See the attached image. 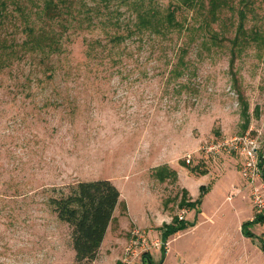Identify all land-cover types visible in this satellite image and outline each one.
I'll use <instances>...</instances> for the list:
<instances>
[{"label":"rangeland","instance_id":"1","mask_svg":"<svg viewBox=\"0 0 264 264\" xmlns=\"http://www.w3.org/2000/svg\"><path fill=\"white\" fill-rule=\"evenodd\" d=\"M86 1L101 8L96 21L134 19V0ZM239 1L213 24L220 40L145 37L100 60L87 58L84 40L111 29L72 26L59 61L75 74L50 77L30 55L0 69V264H79L49 199L93 179L112 180L121 202L97 258L81 264H264V221L249 223L257 195L264 204V0H250L234 48ZM246 138L256 150L247 175ZM163 167L176 176L162 180ZM201 185L200 202L182 207L184 189L193 202ZM179 215L188 227L163 241Z\"/></svg>","mask_w":264,"mask_h":264},{"label":"trees","instance_id":"2","mask_svg":"<svg viewBox=\"0 0 264 264\" xmlns=\"http://www.w3.org/2000/svg\"><path fill=\"white\" fill-rule=\"evenodd\" d=\"M0 0V69L6 67L13 59L31 56L40 64L47 67L50 77L57 69L63 70L64 77H69L80 70L72 66L68 57L60 62L61 56L66 54L65 41L72 26L77 30L83 27L92 28L97 25L101 28L107 26L111 29L105 38L85 39L87 58L103 60L106 50L120 48L128 45L131 40L143 42L145 37L153 39L154 36L170 39L173 33L201 32L211 41L220 40V34L215 31L213 24L221 19L224 9H234V0H170L164 9L154 0H143L131 3L134 19L120 21L108 19L96 21L99 6L92 7L86 0ZM99 3L94 0V4ZM250 0H240L238 8L239 24L237 34L232 39L234 48L241 44V36L246 33L244 23ZM17 12L11 16L10 6ZM97 5V4H96ZM188 11L186 15L184 12ZM179 14L182 16L179 18ZM14 28L11 32L9 27ZM17 31L23 33V38L16 36ZM16 32V34H15ZM106 40V42H105ZM180 47L179 62H184L187 45ZM260 165V164H259ZM261 167V165H260ZM157 169L159 177H175L174 170H168L164 175ZM264 178V170H261ZM200 173V172H199ZM205 174V171L202 172ZM208 186L201 185L200 198L191 202L188 191L184 189L181 206L195 207L205 195ZM120 190L110 179L80 180L68 185L60 194L49 199L57 218L71 228V246L75 252V260L81 264L93 261L105 239L107 230L114 220V213L120 204ZM189 208V209H190ZM186 219L179 216L173 218L172 223L165 224L162 233L163 241L175 232L188 227ZM264 221V210L255 214L249 221ZM253 236L251 232H245ZM261 248L264 252V239L261 238ZM149 254L144 255V261L151 262Z\"/></svg>","mask_w":264,"mask_h":264},{"label":"built area","instance_id":"3","mask_svg":"<svg viewBox=\"0 0 264 264\" xmlns=\"http://www.w3.org/2000/svg\"><path fill=\"white\" fill-rule=\"evenodd\" d=\"M244 144V147H245V151L248 153V159H247V162H246V167H245V174L247 175V171H250L252 172L253 169H255L256 167V160H255V151H254V146H253V140L251 139H244L243 143ZM190 160L188 159V162ZM257 201L259 202V208H260V211H263L264 210V204H263V201L261 200L260 196L257 195ZM179 218L183 219V215H179Z\"/></svg>","mask_w":264,"mask_h":264},{"label":"flooded vegetation","instance_id":"4","mask_svg":"<svg viewBox=\"0 0 264 264\" xmlns=\"http://www.w3.org/2000/svg\"><path fill=\"white\" fill-rule=\"evenodd\" d=\"M154 264H160V262H158V263H154Z\"/></svg>","mask_w":264,"mask_h":264},{"label":"crops","instance_id":"5","mask_svg":"<svg viewBox=\"0 0 264 264\" xmlns=\"http://www.w3.org/2000/svg\"><path fill=\"white\" fill-rule=\"evenodd\" d=\"M120 202H121V199H120Z\"/></svg>","mask_w":264,"mask_h":264}]
</instances>
